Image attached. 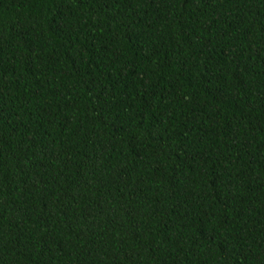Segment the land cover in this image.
Segmentation results:
<instances>
[{
	"label": "trees",
	"instance_id": "16d2710c",
	"mask_svg": "<svg viewBox=\"0 0 264 264\" xmlns=\"http://www.w3.org/2000/svg\"><path fill=\"white\" fill-rule=\"evenodd\" d=\"M0 264H264V0H0Z\"/></svg>",
	"mask_w": 264,
	"mask_h": 264
}]
</instances>
